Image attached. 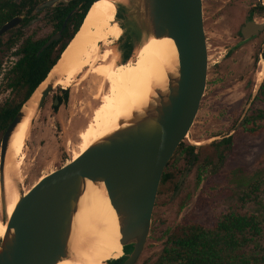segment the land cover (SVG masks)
I'll return each mask as SVG.
<instances>
[{
    "label": "water",
    "instance_id": "water-1",
    "mask_svg": "<svg viewBox=\"0 0 264 264\" xmlns=\"http://www.w3.org/2000/svg\"><path fill=\"white\" fill-rule=\"evenodd\" d=\"M69 1L45 0L34 12ZM94 1L97 0L92 3ZM133 2L137 8L135 16L147 38L167 37L173 40L178 53L176 70L168 74L166 88L157 89L156 96L143 111L134 113L128 121L120 123L117 130L96 141L70 163L42 177L27 193H24L22 184L16 181L19 199L12 213L3 218L6 230L0 239V264H57L69 258L77 228L80 198L88 181L105 185L117 213L121 234L119 242L123 246L121 257H126L120 264H134L141 254L150 231L163 171L178 145L189 135L199 109L206 87L208 54L202 0ZM127 5L128 0L127 4H115V20L122 29L120 38L132 15L126 9ZM72 13L44 46L59 39ZM39 20L40 16L31 19L23 29ZM22 21L23 16L18 15L2 24L0 37ZM262 29V25L250 21L241 28V32L248 38ZM127 44L130 45L127 42L123 47V60L126 59L124 54ZM57 80L58 74L41 90L36 113L55 88ZM66 90L61 87L62 94ZM30 98L8 126L0 143L1 206L5 204L4 169L9 140L24 118V107ZM113 260L107 263L111 264Z\"/></svg>",
    "mask_w": 264,
    "mask_h": 264
},
{
    "label": "rangeland",
    "instance_id": "rangeland-1",
    "mask_svg": "<svg viewBox=\"0 0 264 264\" xmlns=\"http://www.w3.org/2000/svg\"><path fill=\"white\" fill-rule=\"evenodd\" d=\"M43 1L45 0H38L36 5ZM259 3L260 0H202L208 46L207 80L189 135L185 137V140H189L187 145L199 147L195 152L198 151V154L195 155L196 161L190 165L189 173L176 188L175 185L187 166V161H182L184 148L176 149L167 163L163 173L171 171L175 177L170 185L165 183L159 186L150 231L135 264L154 262L165 247L172 230L183 219L212 226L227 212L257 220L259 235L251 238L238 252L256 258L264 256V129L256 135H250L239 126L242 117L263 111L264 102L254 100L249 103V94L247 92L244 96L245 91L242 89V78L237 76V81L238 79L229 77V69L235 68L237 74L243 71L240 67L249 62L253 41L241 46L242 49L238 51L241 62L237 64V69L236 65L225 60L230 43L236 41L231 38L236 36L238 27L245 20L252 17L264 22V11L260 13L255 8ZM262 5L264 6V0ZM127 7L132 15L125 24L126 30L120 38L122 29L115 24L113 36L109 40L110 48L118 55L117 62L120 66L127 65L136 50L145 48L147 42V36L135 16L137 8L133 0H128ZM39 16L37 23L25 29L26 35L35 32V36L40 38L51 34L52 27L43 20L46 18L45 11ZM9 37V32L3 36L4 40ZM127 42L130 44L129 56L123 60V47ZM101 49L105 51V47ZM14 50L0 49V103L10 97L7 79L9 69L17 59L13 54ZM257 77L256 85L259 86L264 74L262 79ZM87 88V80L67 87V100L60 105L57 103L59 106L54 110L52 104L55 98L62 95L61 86H56L31 120L22 139L23 163L20 166L22 185L27 189L26 193L42 177L71 162L72 150L79 142L78 134L90 122L92 111L99 103H91V98L85 95ZM261 121L264 124V119ZM235 126L238 127L234 131ZM228 135L232 137L229 145L221 148L220 152L217 151L214 148L215 143ZM193 140L201 144L198 146ZM201 193L203 196L197 202ZM118 258L120 257H111ZM104 260L106 264V255Z\"/></svg>",
    "mask_w": 264,
    "mask_h": 264
},
{
    "label": "bare ground",
    "instance_id": "bare-ground-1",
    "mask_svg": "<svg viewBox=\"0 0 264 264\" xmlns=\"http://www.w3.org/2000/svg\"><path fill=\"white\" fill-rule=\"evenodd\" d=\"M116 3L127 4V0H97L92 3L58 63L24 107L25 116L13 131L6 152L5 204L0 207V239L6 230L3 218L12 213L19 199L17 183L22 184L23 180L20 170L23 163L22 139L36 114L40 92L54 75L58 74L55 87L67 88L87 80L85 95L91 98L92 104L99 102L92 111L90 122L78 134L79 142L72 150V160L117 130L120 123L128 121L134 113L143 111L156 96L155 91L166 88L168 74L176 70L177 49L173 40L167 37H148L145 48L137 49L127 65H118V55L110 48L109 41L117 24ZM102 47H105L104 52ZM263 74L264 61L260 79ZM26 190L24 188V193ZM120 238L118 216L105 185L88 181L80 198L71 255L57 264H104V255L107 261L114 254L121 257L123 246Z\"/></svg>",
    "mask_w": 264,
    "mask_h": 264
},
{
    "label": "trees",
    "instance_id": "trees-1",
    "mask_svg": "<svg viewBox=\"0 0 264 264\" xmlns=\"http://www.w3.org/2000/svg\"><path fill=\"white\" fill-rule=\"evenodd\" d=\"M37 1L0 0V27L15 16H23L22 23L8 31L9 38L4 40L5 34L0 37V49L5 51L15 49L13 54L17 56L8 73L7 86L10 89V97L0 103V143L6 129L13 122L23 104L47 77L67 44L78 31L93 0L59 2L54 7L42 10L45 11L44 22L48 23L53 31L46 37L40 38L35 36V32L26 35V30L23 29L28 21L38 17L42 12H34ZM81 2L83 4L79 6ZM71 12L73 13L68 18L65 28L61 30L59 39L44 46L47 40L61 29ZM129 48L130 45L127 44L125 58L129 56ZM262 96L263 100L264 82ZM67 97V92L59 96V104L67 100ZM58 106L53 104L52 108L57 110ZM263 119L264 110L261 113L249 115L242 121L240 129L250 135H256L264 129V124L261 123ZM231 138L230 136L220 142L229 143ZM171 177L172 173L165 171L160 185L171 181ZM202 196V193L199 194L197 202ZM259 233L257 220L231 212L223 213L212 226L183 219L168 236L167 243L157 259L149 264H264V256L256 258L253 255L238 252L244 244ZM116 257V254L112 256V258ZM123 259L125 256L110 263L119 264Z\"/></svg>",
    "mask_w": 264,
    "mask_h": 264
},
{
    "label": "flooded vegetation",
    "instance_id": "flooded-vegetation-1",
    "mask_svg": "<svg viewBox=\"0 0 264 264\" xmlns=\"http://www.w3.org/2000/svg\"><path fill=\"white\" fill-rule=\"evenodd\" d=\"M92 3V2H91ZM83 2H81L79 4L82 5ZM263 4V0H260V3L258 5H256V9L262 13L264 11V6L262 5ZM263 8H262V7ZM44 10V9H43ZM42 11V10H41ZM251 15V14H250ZM263 21H264V15L262 17ZM250 21H253L255 24H259V25H262L263 26V29L254 33V34H251L248 38H246L244 36V34H242L241 32V28L248 22ZM10 31V30H9ZM263 35V37H261ZM233 40H236L234 41L233 43H230V47L229 49L226 51L225 53V56L228 55V57L225 59L226 61H229L232 65H236V69H237V64L241 62V57H240V53L238 51H240L242 49L241 46L249 43V42H252V46H250V52H249V62L245 63L244 66L240 67V69H242L243 71H241L239 74H237L235 72V68L233 69H229L230 70V76L229 77H234V80H237L238 78H242L241 79V83H242V89L246 92H244V96L245 94H249L248 96V99L247 101L249 100V103H252L254 100L255 102H264V99L262 100L263 96H262V87H263V82H264V79L262 81V83H260L259 86L256 85V82L258 80V77L259 76V73L258 72V69H260V71L262 70V57L264 56V22H259L257 20H255L254 18H249L248 20H245L239 27H238V30L236 32V36L234 38H231ZM206 45H207V40H206ZM207 52H208V46H207ZM217 53V52H215ZM214 53V54H215ZM261 61V62H260ZM260 62V63H259ZM207 71H208V68H207ZM238 76V78H237ZM239 81V79L237 80ZM67 91V90H66ZM60 92H61V89H60ZM51 93V92H50ZM49 93V94H50ZM48 94V95H49ZM252 94V95H251ZM47 95V96H48ZM251 95V96H250ZM59 97V96H58ZM58 97H56L55 99L58 100ZM47 98V97H46ZM45 101V100H44ZM44 103V102H43ZM54 105H57L55 104V100L53 102ZM52 104V105H53ZM59 104V102H58ZM60 105V104H59ZM42 108V107H41ZM259 113V112H258ZM257 113V114H258ZM261 113V111H260ZM246 117H242V119L240 120V124L239 126L241 125L242 121L245 119ZM236 129L238 126H235ZM234 127V128H235ZM233 128V130H234ZM235 129V130H236ZM234 130V131H235ZM231 133V131L229 132V134ZM231 135H228V136H224L222 137V139H220L219 141H217L214 145V148L216 147V150L220 152V149L221 148H224V147H227L229 145V143H221L220 141H222L223 139H226L228 137H230ZM186 138H184L181 143L178 145V147L176 149H179V148H184V158L182 159L183 162L187 161V166H185V168L183 169L182 173H181V176L179 177L176 185H175V188L179 185H181L182 181L185 179V177L187 176V174L189 173V169H190V165L196 161V157L195 155L198 154V151L197 153L196 152V148H199V147H195L193 145H187L186 143L189 141L185 140ZM196 142L199 146V142L198 141H194L193 140V143ZM187 157V158H186ZM187 160H186V159ZM171 160V159H170ZM171 172V171H169ZM184 173H186V175L184 176ZM174 173H172V177L170 178L171 181L174 179L175 176H173ZM183 178V179H182ZM182 179V180H181ZM170 185V181L169 182H166ZM119 259V258H118ZM126 259V257H125ZM125 259H123L120 263H122ZM119 263V264H120ZM136 263V262H135ZM134 263V264H135Z\"/></svg>",
    "mask_w": 264,
    "mask_h": 264
}]
</instances>
